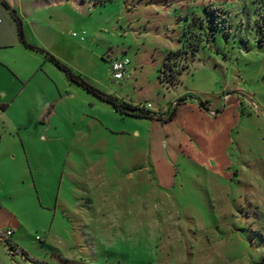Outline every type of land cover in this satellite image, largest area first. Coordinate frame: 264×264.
Listing matches in <instances>:
<instances>
[{"label": "rangeland", "instance_id": "374dc122", "mask_svg": "<svg viewBox=\"0 0 264 264\" xmlns=\"http://www.w3.org/2000/svg\"><path fill=\"white\" fill-rule=\"evenodd\" d=\"M70 1L48 53L173 116L0 76V264H264V0Z\"/></svg>", "mask_w": 264, "mask_h": 264}, {"label": "crops", "instance_id": "0c3cea01", "mask_svg": "<svg viewBox=\"0 0 264 264\" xmlns=\"http://www.w3.org/2000/svg\"><path fill=\"white\" fill-rule=\"evenodd\" d=\"M3 1L22 21L27 44L37 46L51 54L53 50L63 47L59 28L55 26L60 24L62 17L64 20L68 19L67 16H62V8L72 3L70 0ZM46 62L42 55L20 45L14 20L10 12L0 3V64H4L0 65V76L5 78L9 88L17 84L25 87L36 77ZM41 79L42 77L39 78ZM2 90L3 88L0 87V92H3ZM6 94L7 92L0 97V117L5 116L10 107L5 100ZM39 115L38 112L37 116ZM38 117L34 120L37 121ZM40 122L43 123L39 119Z\"/></svg>", "mask_w": 264, "mask_h": 264}, {"label": "trees", "instance_id": "16d2710c", "mask_svg": "<svg viewBox=\"0 0 264 264\" xmlns=\"http://www.w3.org/2000/svg\"><path fill=\"white\" fill-rule=\"evenodd\" d=\"M0 3L2 4V6L6 10H8L10 12V14L14 20L20 45L27 50H30V51H33V52H36V53L42 55L58 71L62 72L64 74V76L66 77V79L70 83H73V84L80 86L87 93L92 94L93 96L100 99L101 101H104V102L110 104L114 108L115 112H119L122 115L133 116L136 118H143V119H148V120H163V121H170L171 120L173 113H171L167 119H161V118L156 117L154 114H151L149 111H147L143 108L139 109V108L134 107L132 105L118 101L112 95L102 92L101 90L97 89L96 87L91 85L89 82H87L85 79H83L81 76L73 73L68 67H66L64 64H62L60 61H58L55 57H53L52 55H50L46 51L42 50L41 48H39L37 46L27 44L25 39H24V31H23L22 21L15 14V12L8 7V5L3 0H0Z\"/></svg>", "mask_w": 264, "mask_h": 264}, {"label": "built area", "instance_id": "2783aa9c", "mask_svg": "<svg viewBox=\"0 0 264 264\" xmlns=\"http://www.w3.org/2000/svg\"><path fill=\"white\" fill-rule=\"evenodd\" d=\"M129 62L125 59L122 61H115L112 62L110 65V71L112 74V79L114 81H120L122 79H124V77L127 75V66H128ZM145 109V107L143 108ZM11 236V233L8 231L5 233L4 237L8 238Z\"/></svg>", "mask_w": 264, "mask_h": 264}]
</instances>
